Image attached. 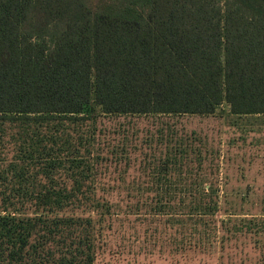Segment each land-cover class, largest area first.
I'll use <instances>...</instances> for the list:
<instances>
[{
	"label": "trees",
	"instance_id": "trees-1",
	"mask_svg": "<svg viewBox=\"0 0 264 264\" xmlns=\"http://www.w3.org/2000/svg\"><path fill=\"white\" fill-rule=\"evenodd\" d=\"M261 153L264 0H0V264L262 263Z\"/></svg>",
	"mask_w": 264,
	"mask_h": 264
},
{
	"label": "rangeland",
	"instance_id": "rangeland-1",
	"mask_svg": "<svg viewBox=\"0 0 264 264\" xmlns=\"http://www.w3.org/2000/svg\"><path fill=\"white\" fill-rule=\"evenodd\" d=\"M214 122L216 121L211 118L208 120L202 119L200 122L195 119L193 123L187 125V128H190V125L202 127L206 126L209 128ZM247 160L248 158L246 161ZM238 162L241 163V160L238 161V159H235V161H232V164H229L233 175L232 183L235 182L236 179H240V175L244 176V174H246L247 176H244L245 179L242 180L249 181L254 179L257 183L254 192H256V196L263 197L264 179L262 176L264 174V153H261L260 156L257 157L251 164L247 162L244 166L243 162L242 164H238ZM238 165L240 166L237 167ZM244 181L240 184L238 189H233L238 190L237 192H244ZM130 225L131 224H124L123 227H130ZM142 228H144V226ZM144 247H140L137 242L128 245V243L124 244V241H120V239L107 240L106 244L102 246L98 253L96 264H239L240 262V257L235 259V263H233L227 258L221 257L220 259L218 255L170 254L168 253L167 248H165L163 252H160L157 246H150L148 242ZM243 264H252V262L245 260ZM256 264H264V262Z\"/></svg>",
	"mask_w": 264,
	"mask_h": 264
}]
</instances>
